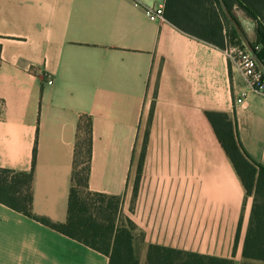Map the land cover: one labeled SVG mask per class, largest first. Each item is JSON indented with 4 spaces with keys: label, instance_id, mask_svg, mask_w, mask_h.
<instances>
[{
    "label": "crops",
    "instance_id": "0c3cea01",
    "mask_svg": "<svg viewBox=\"0 0 264 264\" xmlns=\"http://www.w3.org/2000/svg\"><path fill=\"white\" fill-rule=\"evenodd\" d=\"M166 1L0 0V169L28 172L35 152L33 212L66 223L90 120L89 190L120 198L116 224L132 230L139 264L151 245L264 264L243 255L253 195L206 114H228L264 163V95L218 43L229 28L219 1L171 3L187 29L148 16ZM233 13L253 41L256 21ZM0 264L109 256L0 202Z\"/></svg>",
    "mask_w": 264,
    "mask_h": 264
},
{
    "label": "trees",
    "instance_id": "16d2710c",
    "mask_svg": "<svg viewBox=\"0 0 264 264\" xmlns=\"http://www.w3.org/2000/svg\"><path fill=\"white\" fill-rule=\"evenodd\" d=\"M217 1H219L223 16L229 24L227 37L218 43L225 47L228 41L240 44L243 43V38H247L240 22L233 13V6L236 5L248 17L256 21L255 39L250 43L256 59L264 69V0ZM173 2L175 0L166 1L165 16L187 29L173 14L169 13V7ZM224 6L236 20L240 29L226 16ZM206 114L213 125L220 144L232 161L246 194L253 195L243 255L246 258L264 262V163L255 161L245 150L234 121L228 114L215 111H207ZM80 130L81 123L78 127L79 132ZM79 132L66 223H55L47 217L36 215L33 212L32 182L35 152L32 168L28 172L0 169V202L104 252L109 256V264H139L133 244L134 234L132 230L123 224H116L120 198L89 190L92 153L90 120L85 127V136L81 137ZM146 264H234V262L229 258L151 245ZM241 264L261 263L242 262Z\"/></svg>",
    "mask_w": 264,
    "mask_h": 264
},
{
    "label": "built area",
    "instance_id": "2783aa9c",
    "mask_svg": "<svg viewBox=\"0 0 264 264\" xmlns=\"http://www.w3.org/2000/svg\"><path fill=\"white\" fill-rule=\"evenodd\" d=\"M164 2H155L146 8V13L151 19H164ZM225 51L232 65L237 67L245 76L248 87L259 94L264 95V69L260 66L256 56L247 47L246 43H226ZM48 83H53L49 78ZM245 94L237 98L238 102L244 100Z\"/></svg>",
    "mask_w": 264,
    "mask_h": 264
},
{
    "label": "water",
    "instance_id": "95a60500",
    "mask_svg": "<svg viewBox=\"0 0 264 264\" xmlns=\"http://www.w3.org/2000/svg\"><path fill=\"white\" fill-rule=\"evenodd\" d=\"M228 15H229L230 19L232 20V22L237 26V28L240 29V26L238 25V23L236 22V20L233 18V16H232L230 13H228ZM244 41H245L247 47H248V48L252 51V53L255 55V52H254V50H253V48H252V45H251L250 41H249L247 38H244Z\"/></svg>",
    "mask_w": 264,
    "mask_h": 264
},
{
    "label": "rangeland",
    "instance_id": "374dc122",
    "mask_svg": "<svg viewBox=\"0 0 264 264\" xmlns=\"http://www.w3.org/2000/svg\"><path fill=\"white\" fill-rule=\"evenodd\" d=\"M245 13V12H244Z\"/></svg>",
    "mask_w": 264,
    "mask_h": 264
}]
</instances>
